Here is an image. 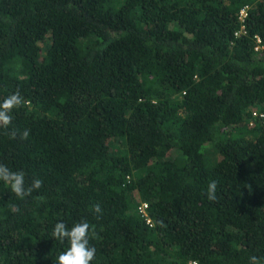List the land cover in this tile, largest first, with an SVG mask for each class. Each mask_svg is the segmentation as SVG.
Wrapping results in <instances>:
<instances>
[{
    "label": "trees",
    "instance_id": "1",
    "mask_svg": "<svg viewBox=\"0 0 264 264\" xmlns=\"http://www.w3.org/2000/svg\"><path fill=\"white\" fill-rule=\"evenodd\" d=\"M17 90L0 163L43 186L0 181V264H55L81 220L91 264H264V0H0Z\"/></svg>",
    "mask_w": 264,
    "mask_h": 264
},
{
    "label": "clouds",
    "instance_id": "2",
    "mask_svg": "<svg viewBox=\"0 0 264 264\" xmlns=\"http://www.w3.org/2000/svg\"><path fill=\"white\" fill-rule=\"evenodd\" d=\"M24 103V97L19 90L0 100V128H8L12 123L13 110L23 106ZM11 135L15 138L17 132L13 130ZM19 135L21 139H27L29 130L25 129ZM0 181L9 185L11 191L20 199H24L43 186V181L38 178H34L31 184L26 186L25 173L14 171L4 163H0ZM216 189L217 181L212 180L206 189L209 201L217 199ZM92 211L101 213L102 209L99 204H95L92 205ZM90 231H94V225H90L86 220L74 223L71 228L64 222H57L52 230V238L60 242L67 240L68 247L55 258V264H91V261L95 259L97 249L90 245ZM248 264H260V260L253 255L249 257Z\"/></svg>",
    "mask_w": 264,
    "mask_h": 264
},
{
    "label": "rangeland",
    "instance_id": "3",
    "mask_svg": "<svg viewBox=\"0 0 264 264\" xmlns=\"http://www.w3.org/2000/svg\"><path fill=\"white\" fill-rule=\"evenodd\" d=\"M246 16V11L245 13L241 14V20H243ZM218 160V154L216 152V150L213 147H210L207 151H206V161L210 164V166H214L215 165V161Z\"/></svg>",
    "mask_w": 264,
    "mask_h": 264
},
{
    "label": "built area",
    "instance_id": "4",
    "mask_svg": "<svg viewBox=\"0 0 264 264\" xmlns=\"http://www.w3.org/2000/svg\"><path fill=\"white\" fill-rule=\"evenodd\" d=\"M245 12V10H243V12L242 13H244ZM190 264H199L198 262H191Z\"/></svg>",
    "mask_w": 264,
    "mask_h": 264
}]
</instances>
